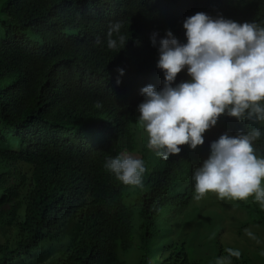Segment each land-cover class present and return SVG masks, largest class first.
Returning <instances> with one entry per match:
<instances>
[{"label": "trees", "instance_id": "16d2710c", "mask_svg": "<svg viewBox=\"0 0 264 264\" xmlns=\"http://www.w3.org/2000/svg\"><path fill=\"white\" fill-rule=\"evenodd\" d=\"M3 4L0 264H128L121 254L133 249L136 264H216L228 258V249L239 251L218 241L203 254L192 246L188 231L194 219L187 208L193 174L208 157L210 143L224 132L260 128L253 146L264 156V125L222 115L204 134L203 145L195 150L182 145L179 154L165 160L149 155L137 106L144 99L142 87L159 90L164 80L150 40L153 32L162 37L171 30L184 43L183 21L197 12L264 25V0ZM115 21L122 22L128 40L119 53L106 46ZM188 79L184 69L173 86ZM88 125L102 135L96 144L86 136ZM117 154L144 161L142 186L123 184L103 167ZM239 253L227 264H251Z\"/></svg>", "mask_w": 264, "mask_h": 264}, {"label": "clouds", "instance_id": "9594fccd", "mask_svg": "<svg viewBox=\"0 0 264 264\" xmlns=\"http://www.w3.org/2000/svg\"><path fill=\"white\" fill-rule=\"evenodd\" d=\"M122 26L121 21L112 22L106 33L107 48L118 53L128 42ZM183 28L184 43L171 30L162 37L152 33L164 80L159 90L151 84L142 87L144 99L137 106L148 148L165 160L179 154L182 145L191 150L203 145L204 134L222 115L264 122V25L197 12L183 21ZM184 69L190 79L173 86ZM118 72L124 75V69ZM260 137V128H252L235 135L224 132L212 141L208 157L193 174V199L199 201L208 193L233 201L251 197L264 209V156H258L253 146ZM103 167L123 184L142 186L146 170L142 159L117 154L107 157ZM227 252L228 258H218L216 264L240 255L232 249Z\"/></svg>", "mask_w": 264, "mask_h": 264}, {"label": "rangeland", "instance_id": "374dc122", "mask_svg": "<svg viewBox=\"0 0 264 264\" xmlns=\"http://www.w3.org/2000/svg\"><path fill=\"white\" fill-rule=\"evenodd\" d=\"M3 3L4 0H0V19L3 17L1 11ZM5 29L6 27L0 21V39L4 37ZM261 124L264 125V122ZM85 133L91 144H96L102 138L94 125H88ZM4 145L0 143V146ZM154 152L155 150L149 149V155L154 156ZM262 211L264 212V209H261L251 197L239 202L218 199L215 193H208L199 201L193 199L187 208L188 217L194 219L188 231L190 237L194 238L192 246L203 254L208 253L218 241L243 251L250 258L251 264H264ZM189 218L182 221L185 227ZM136 256V249L121 254L128 264H136Z\"/></svg>", "mask_w": 264, "mask_h": 264}]
</instances>
